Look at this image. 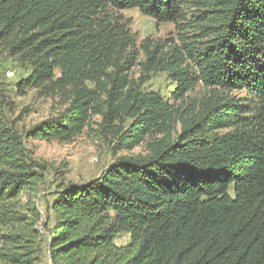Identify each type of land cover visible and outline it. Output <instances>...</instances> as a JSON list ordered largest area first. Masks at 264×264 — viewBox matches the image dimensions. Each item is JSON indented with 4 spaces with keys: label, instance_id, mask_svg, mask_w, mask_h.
<instances>
[{
    "label": "trees",
    "instance_id": "16d2710c",
    "mask_svg": "<svg viewBox=\"0 0 264 264\" xmlns=\"http://www.w3.org/2000/svg\"><path fill=\"white\" fill-rule=\"evenodd\" d=\"M188 6L202 40L183 49L139 47L121 13L181 26ZM0 48L27 66L19 94L65 98L24 132L0 110V264H38L43 242L52 264H264V0H0ZM158 72L170 97L145 88ZM96 115L116 154L146 151L58 187L42 212L47 165L27 139L70 143Z\"/></svg>",
    "mask_w": 264,
    "mask_h": 264
},
{
    "label": "rangeland",
    "instance_id": "374dc122",
    "mask_svg": "<svg viewBox=\"0 0 264 264\" xmlns=\"http://www.w3.org/2000/svg\"><path fill=\"white\" fill-rule=\"evenodd\" d=\"M125 18L131 20V28L136 34L137 45L140 47L145 37L154 40L164 39L172 44H177L183 49L184 40L200 39L201 30L197 26L190 27L188 22L193 21V16L198 12L194 8L187 7L181 26L173 22L158 23L146 14H142L139 8H128L121 12ZM183 27V29H181ZM181 29V30H180ZM143 57V56H142ZM145 59V57H143ZM193 68L194 62H191ZM10 72L14 75L10 76ZM27 66L17 58L11 57L4 49L0 48V110L2 115L10 121L16 122V128L24 132L37 122L53 117L65 106V98L60 95L45 96L38 89L28 90L25 94L17 91V82L27 74ZM153 77L146 83L145 88L159 90L170 97L169 90L174 87L170 76L164 72L152 73ZM130 75L135 79L144 76L141 66L134 67ZM145 77V76H144ZM203 85L199 84L191 92L192 96L202 95ZM237 96H244L245 91H234ZM101 115H96L83 134L70 143L59 140L47 141L42 138L27 139V147L34 158L47 165L46 179L40 186L38 195V207L46 212V207L53 199L57 188L67 184H83L92 181L99 176L103 169L121 155L139 154L145 152L144 146H138L130 151H121L116 154L112 148L116 136L102 129ZM48 236V233L46 234ZM130 241L128 235L116 238L119 245H126ZM38 264H52L48 246L42 243Z\"/></svg>",
    "mask_w": 264,
    "mask_h": 264
},
{
    "label": "built area",
    "instance_id": "2783aa9c",
    "mask_svg": "<svg viewBox=\"0 0 264 264\" xmlns=\"http://www.w3.org/2000/svg\"><path fill=\"white\" fill-rule=\"evenodd\" d=\"M10 76H13L14 74L12 73V72H10V74H9Z\"/></svg>",
    "mask_w": 264,
    "mask_h": 264
}]
</instances>
